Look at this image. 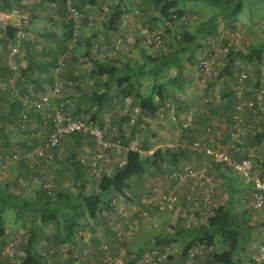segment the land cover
I'll use <instances>...</instances> for the list:
<instances>
[{
    "label": "rangeland",
    "instance_id": "rangeland-1",
    "mask_svg": "<svg viewBox=\"0 0 264 264\" xmlns=\"http://www.w3.org/2000/svg\"><path fill=\"white\" fill-rule=\"evenodd\" d=\"M8 2L5 4L0 1V83L5 84L0 85L4 87L0 88V181L8 185L9 192L32 200L41 197L43 189L51 198H56L58 193L66 197L75 192L74 171L65 159L72 154L77 157V151L75 152L74 139L65 136L59 147L57 157L59 160L44 165L36 158L35 146L44 137L47 125H43L34 111L25 109L22 104V92H18L21 85L27 88L31 99L33 96L35 97L33 99L48 96L53 106L62 102L65 111H72L87 122L94 123L90 120L91 113H97L98 121L94 126L101 127L105 139L111 142V146L104 150V156L94 165L98 173L94 179L89 177L85 184V190L89 192L96 188L101 175H109L114 165L124 162L128 148L142 149V144L146 140L151 144V148L148 151L141 150L143 156L158 148L163 150L188 148L190 145L188 139L182 138L184 121L190 122L191 125L195 123L194 129L200 131L203 127L201 117L207 115L214 130H221L225 135L228 129L225 128L224 120L229 111L220 106L222 100L220 90L231 86H235L239 92L245 90L241 85L236 86L233 80L228 79L224 82L217 77L225 62L223 53L226 54L230 44L235 47L234 50L247 52L252 45L264 40V0H243V10L238 15V20L235 22L221 20L217 33L212 37L213 40L201 39L200 46L193 54V60L190 64H184L181 69L186 75L183 90L175 93L183 101L176 104L178 107L171 106L174 98L169 95L163 104L159 105L153 118H140L135 100L113 92L111 105L101 110L93 107L85 112L88 104L87 95L97 90H113V85L105 78L100 82L96 76H92L93 62L112 60L121 65L126 64L128 68L123 74H129L142 65L151 66L145 56L157 53L158 47L140 42L143 31L151 27L150 19L153 15L151 7L145 5L142 0H8ZM63 2L65 5L69 2L74 11L69 10L68 6L63 12ZM118 2L121 3L118 11L120 15L113 22L115 25H111L110 13ZM182 8L192 11L186 13L191 30L218 12L217 7L205 0H185ZM69 19L72 20V37L64 42L66 50L63 54H58L51 66L48 60L56 56L58 50L54 48L55 43L64 33L61 22H67ZM2 25L17 27L15 37L17 41L7 39V33L1 29ZM107 30L109 35H104V31ZM93 35L97 37L92 38V48L86 54L84 40ZM169 38L171 36L167 34L165 39ZM25 41L30 43L28 48L23 46ZM210 57H214L216 62L210 64L208 70H204L201 61H207ZM235 63L251 74V83L246 91L258 87V90L256 88L260 92L258 99L257 95L252 96L246 92L243 96L240 95V100L243 103L252 102V109L246 114L256 121V130H264V63L259 75L254 63L239 60ZM9 66H15L13 73L8 69ZM41 66L43 68H40ZM23 69L27 70L26 74L22 73ZM176 74L177 70L169 67L159 76L158 81L166 83ZM140 79V91L149 92L154 83L152 76H142ZM22 110L27 113V119L23 122L19 115ZM205 121L210 124L207 119ZM260 139L253 142L249 138L245 144L240 145V152L248 150L256 141H264V136ZM83 147L85 148H81L78 153L79 159H82V156L86 157L88 154L85 153L90 149L86 143ZM11 151L20 153L21 157L18 160L12 159ZM91 156L92 154H89V164H93ZM194 157L195 155H191V161ZM169 163L165 159L160 169L151 167L139 179L134 180L131 190L128 191V198H115L109 212L99 213L97 223L88 218L84 227L73 225L72 244L65 239L66 228L62 219L58 224L49 222L44 227L39 223L38 254L46 264H71L72 261H74L72 264H104V261H108L109 264H126L128 259L140 252L145 241L160 235L166 229V225L170 223L169 217L171 221L173 215L158 212L153 204H149L153 197L158 196V188L168 185L165 169ZM214 182L218 195L217 202L227 203L228 200H232L234 218L244 227L252 226L254 232L257 231L259 222L264 223V212L253 215L247 213L248 217L244 214L246 202L244 200L240 202L244 193L240 194L239 190L237 191L240 187L239 181H233L234 190H231V193L230 187L223 185L221 178L217 177ZM242 189L244 191L243 187ZM137 208L148 211L149 221L140 225L132 236L118 239L113 227L119 222L124 211L125 221L121 225L128 226ZM60 213L70 214L72 209L66 203H62ZM159 214L162 220L154 221L153 218H157ZM3 216L6 233L0 238V264H15L24 252L31 215L26 212L24 217L16 220L13 212L7 210ZM257 233L250 237L248 241L250 244L245 248L244 255H240L243 259H246L249 250L259 243H264V229L260 230L261 235ZM105 244L107 250L102 252L101 246ZM162 246L164 247L162 256L156 264H175L177 260L175 256L182 252V245L177 244V247H174L166 243ZM197 247L191 248L193 255L188 253L190 258H187L185 264H199L202 262L201 256L209 252H205L204 247Z\"/></svg>",
    "mask_w": 264,
    "mask_h": 264
},
{
    "label": "trees",
    "instance_id": "trees-1",
    "mask_svg": "<svg viewBox=\"0 0 264 264\" xmlns=\"http://www.w3.org/2000/svg\"><path fill=\"white\" fill-rule=\"evenodd\" d=\"M0 1L5 4L9 3L8 0ZM142 1H144V4L152 9L153 15L150 19L151 27L163 24L162 30L164 33L162 37V45L158 47L157 53L145 56V59L148 60V63H151V66H148V64L142 65L138 69H133V72L129 74H123V71L128 68V65L126 64L121 65L120 63H115L112 60L106 62H93L94 70L92 71V76H96L100 82H102V78H105L113 85V90H97L87 95L86 99L88 104L85 112L90 111L93 107H95L96 110H101L103 107L111 105L114 93H119L124 97H130L132 100H135L139 109L140 118H153L159 105H162L166 96L169 95L174 98V102L171 103V106H175V108L178 107L176 104L183 101H181L180 96L175 93L182 92L184 79H186V75L181 71V69L184 64H190L193 60V54L201 44L200 40L203 38L213 40L212 37H214L217 33L219 22L221 20L235 22L238 20V15L243 10V0H205L217 7L218 12L208 17L203 23L196 27V29L191 30L188 23L189 18L186 17V13H191L192 11L182 8L185 0ZM68 3L69 2H67V5L64 3L63 12H65V7L68 9V6L70 7L69 10H74V7L72 8V5ZM120 7L121 3L118 2L116 6L112 8V12L110 13L111 25L119 18L118 16L120 15V12L118 13V11ZM165 22L167 24H164ZM61 25L64 29V33L63 36L60 37L59 41L55 43L54 48L58 50V52L55 53L56 56L53 55L54 57L51 59L49 58L48 60L51 66H53L55 58L58 54L61 55L66 50L64 42L68 41L72 37V20L69 19L67 22H61ZM17 30V27L7 25L4 31L8 35L7 39L17 41L15 40ZM97 34L99 35V33ZM167 34H169L171 38L165 39ZM93 37L97 36L93 35L92 37L84 40L86 54L90 51V48H92L91 40ZM20 39L24 41L21 37ZM168 40L170 42H168ZM23 46L28 48L30 43L25 41ZM234 49L235 47L230 44L227 47L226 54L223 53L225 62L223 63L222 70L218 73L217 77L222 79L224 82H227L228 79L230 81L233 80L236 86L241 85L245 91L239 92L235 89V86H231V88L225 87L220 90V98L222 99L220 106L227 108L229 111L228 115H226V119L224 120L225 128L228 129L225 135H230V130L233 127L231 117L233 112L232 110L235 103L242 102L240 100V95L243 96L247 92V94L250 93L249 95L252 96L257 95L256 99L260 97V92L257 91L258 87H255V90L251 89L250 91H246V88L251 83V74L248 71L239 68L235 62L236 60H239L254 63L257 75H259L262 69V64L264 63V40L259 41L256 45H252L250 47V51L247 52ZM215 62L216 61H214V63ZM42 66L40 68H43ZM169 67H174L177 70V74L170 78L166 83L158 81L159 76ZM26 71V69H23L22 73L26 74ZM243 73L245 74V77L241 78V74ZM142 76H152L154 83L149 92L143 93L139 89L141 82L140 78ZM259 78L262 79L260 76ZM256 86H258V82H256ZM0 88L3 87L0 86ZM11 91H13V89ZM20 91L23 96L27 92V89L25 86L21 85L20 89L18 88V92ZM33 98L35 97L33 96L32 99ZM245 112L247 113L249 110H245ZM206 119L210 122L207 115H205L204 118L201 117V124L203 126L201 130H203L205 126L209 125L206 123ZM247 119L249 118L247 117ZM90 120L94 123H90L88 121L89 125L94 126L98 121L97 113H91ZM203 121L205 122L203 123ZM252 121L256 124L255 120ZM184 122H182V124ZM187 123H189L187 127L182 126V131L184 133L182 138L184 140L185 138L188 139V144H191L194 135L200 134L201 130L198 131L194 129L195 123L192 125L190 122ZM46 131L47 128L45 130L44 137H42L37 144L34 143V145L36 144L35 149L39 145H44ZM254 131V134H249V137H246L245 139L248 140L250 138L253 142L257 139V141L261 140L260 138L264 136V130L258 131L255 128ZM80 135L82 134L74 132L68 136L73 137L74 141H78L81 139ZM63 139L59 142L58 146L53 149L55 155L52 162L59 160L57 157L59 147L63 142ZM256 142L253 143V145L259 143ZM150 148L151 144L149 142L147 143V140L143 142L142 149L128 148L125 153L124 162L114 165L109 175H101L96 188L89 192L85 190V184L90 179L89 177H92L93 179L96 178L98 173L97 169L93 171V168L91 167V164H89L88 160H83V158L79 159L74 154L69 155L65 161L73 168L76 178V182L74 183L76 189L73 194L66 195V197L58 193L56 198H51L45 189H43V195L35 200H32L25 196L23 197L9 192L8 185L0 181V238H2L6 233L3 214L7 210H11L13 212L16 220L24 217L26 212L31 215L29 222V235L26 240L24 252L15 264H46L43 258L38 254L37 250L39 223L42 227H44L47 226L49 222H55L58 224L59 220L62 219L63 226L66 228L65 239L69 242V244H72V238L74 235L72 230L73 225L77 224L84 227L88 218L97 223L99 213L109 212L115 198H128V191L131 190L132 182L144 175L149 168L155 167L156 169H160L162 163L165 159H167L170 162L165 169V175L167 178L168 173L179 169L181 164L184 165L186 163H193V166L195 167H200L202 164L203 155L192 151L190 149V145L188 148L181 147L178 149L169 148L163 150L158 148L148 155H141V150L148 151ZM15 153L17 154L18 158L16 159L18 160L21 155L18 152ZM13 154L14 153L12 152V159ZM191 155H195L192 161L190 159ZM35 156L36 158H40V156H37L36 154ZM44 163L45 162H42V164ZM83 165L88 167L85 168ZM258 167L263 170L264 176V160L259 162ZM211 172L213 173L212 175L214 181L217 177L219 179L221 178L222 184L226 187H230V193L231 190H234L232 189L234 185L233 181H239L240 187L237 191L239 190L240 194L242 192L244 193L240 202L242 203L244 200L247 203V194L250 188H252L251 182H246L240 174H237L229 166L215 164L212 166ZM211 172L209 171L208 173L210 174ZM166 182L168 183L167 190H169L174 185V182L167 179ZM242 187L244 188V191ZM62 203H66V205L70 206L72 213L61 214L60 205ZM260 212H264V210H251L247 206L244 209V214L247 217L248 214L253 215ZM79 219L81 220L78 222ZM189 227L190 230L187 231L185 235V232L183 233L185 239L181 242L182 252L179 255L181 260L185 261L188 258V253L192 252L191 248L194 246H200L204 247V250H207L205 252H209L205 256H201L203 261L199 264H243L245 259L240 257V255H244V251L250 237H252L255 232L260 234V230L264 229V223L259 222L258 227L261 229L258 230L257 227V231L255 232V229L252 226L250 228L244 227L234 218L232 200H228L227 203H218L214 209V213L208 217L204 223ZM176 233L179 232L177 231ZM172 240L173 238L171 239L167 236L164 239L157 241V244H169ZM144 250L128 259L126 264H137L139 256Z\"/></svg>",
    "mask_w": 264,
    "mask_h": 264
},
{
    "label": "built area",
    "instance_id": "built-area-1",
    "mask_svg": "<svg viewBox=\"0 0 264 264\" xmlns=\"http://www.w3.org/2000/svg\"><path fill=\"white\" fill-rule=\"evenodd\" d=\"M162 25L146 28L140 42L142 41L148 46H161L164 33ZM6 26L2 25L3 32ZM214 61H216L214 57H210L207 61H201L202 68L208 70ZM244 77L245 74H241V78ZM0 85L3 84L0 83ZM66 101L68 102V100ZM22 104L25 109H32L40 117L44 126L47 125L44 145L37 146L34 151L37 156H40L38 159L41 163L51 164L55 155L54 147H57L65 136L77 132L89 136L93 146L91 167L93 171L96 170L94 165L99 158L104 156V150L111 146V142L105 139L101 127L91 126L72 111H65L62 102L53 106L48 96L31 99L28 90L23 95ZM252 106V102L234 104L231 116L233 127L230 130V135H223L221 130H214L211 122L201 130L200 134H195L190 149L203 155L201 166L195 167L193 163H186L181 164L179 169L169 172L167 180L173 181L174 185L169 190H167L168 185L161 189L158 188V196L153 197L149 204L152 203L158 212H170L182 217L189 223V226L204 223L214 213L218 204L216 183L211 172L212 166L216 164L231 167L246 182H251L252 188L248 191L246 206L251 210H264V176L263 170L258 167L259 162L264 160V141L251 146L248 150L241 151L242 153L240 152V145L245 138L249 137V134L255 133L254 122L244 115V111H250ZM19 115L22 122L26 121L27 113L25 111L22 110ZM188 124L184 122L182 126L187 127ZM16 158H18L17 154L14 153L13 159ZM125 216L126 212L124 211L119 222L113 227L120 240L132 236L140 225L150 219L148 211L144 208L135 209L134 217L128 226L121 225L125 221ZM101 248L104 252L103 250H107V245H102ZM163 249L164 247L160 244H151L140 254L137 264H156L161 259ZM243 264H264V243H259L249 250Z\"/></svg>",
    "mask_w": 264,
    "mask_h": 264
},
{
    "label": "crops",
    "instance_id": "crops-1",
    "mask_svg": "<svg viewBox=\"0 0 264 264\" xmlns=\"http://www.w3.org/2000/svg\"><path fill=\"white\" fill-rule=\"evenodd\" d=\"M105 32V34L104 35H109V31L107 30V31H104ZM12 67H8V69L11 71V73H13L14 71H13V68L11 69ZM8 70V71H9ZM87 77V76H86ZM85 79V78H84ZM3 86H5V84H4V82H3ZM4 88V87H3ZM27 89V88H26ZM249 113V112H248ZM244 115L245 116H247V114H246V112L244 111ZM249 119H252L251 117H249V116H247ZM253 120V119H252ZM81 136V139L80 140H78V141H74L75 143V152L77 153V157H78V153H80L79 151H80V149L81 148H85V147H83L84 145H85V143L86 144H88V146L90 147V149H88L87 151H86V153H85V155H87L86 157H84L83 158V156H82V158L83 159H87L88 161L90 160L88 157H89V154H91L92 153V149H93V146H92V142H91V140H90V138H89V136L88 135H80ZM71 138H73V137H71ZM245 141H246V139L243 141V143L245 144ZM247 143V142H246ZM15 153V151H11V153ZM84 155V156H85ZM122 162H120L119 164H121ZM85 168L86 167H88V166H86V165H83ZM86 170V169H85ZM166 213H168V212H166ZM170 213V212H169ZM171 215H173V216H171V221H170V217H169V222L170 223H168L167 225H166V229L163 231V232H161V234L159 235H157L156 237H154V238H152V239H150V240H147V241H145V247L143 246L142 248H141V250L140 251H142V250H144L146 247H148V246H150L151 244H157V241H160L161 239H164L165 237H167V236H169L171 239L173 238V240H172V242H170V243H172L173 245H174V247H177V244H181V242H183L184 241V239H185V236H183V233H184V235L187 233V231H189L190 230V227H189V223H187L182 217H180V216H178V215H174L173 213H170ZM164 215H166V214H164ZM174 218H175V221H174ZM162 220V218H160V214H159V216L157 217V218H153V220L154 221H156V222H160L161 220ZM167 219H168V217H167ZM152 220V219H151ZM152 220V221H153ZM162 224H163V222H161ZM179 232V233H176V232ZM169 243V244H170ZM164 244H166V243H164ZM250 244V242L247 244V246ZM160 245H161V243H160ZM163 245V244H162ZM194 247H196V248H198L197 246H194ZM194 252H195V250H193ZM205 251H207V250H205ZM94 252H96V250H94ZM245 252V251H244ZM139 253V252H138ZM137 253V254H138ZM191 254L193 255V253L191 252ZM175 258L177 259L176 260V262H175V264H185L186 263V260H188V259H186L185 261H183V260H181L180 259V257H179V255H177V256H175ZM188 258H190V256L188 255ZM201 259H202V261H203V258L201 257ZM67 262H69V261H67ZM72 262H74V261H72ZM72 262H71V264H72ZM92 262H96V261H92ZM105 263L104 264H109V262L108 261H104ZM107 262V263H106ZM191 264V263H190Z\"/></svg>",
    "mask_w": 264,
    "mask_h": 264
}]
</instances>
